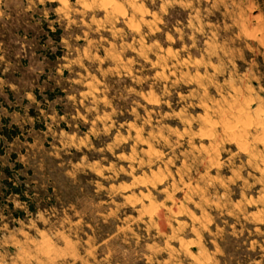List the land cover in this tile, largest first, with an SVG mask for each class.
Here are the masks:
<instances>
[{
	"label": "rangeland",
	"instance_id": "1",
	"mask_svg": "<svg viewBox=\"0 0 264 264\" xmlns=\"http://www.w3.org/2000/svg\"><path fill=\"white\" fill-rule=\"evenodd\" d=\"M0 70V264H264V0H0Z\"/></svg>",
	"mask_w": 264,
	"mask_h": 264
},
{
	"label": "bare ground",
	"instance_id": "2",
	"mask_svg": "<svg viewBox=\"0 0 264 264\" xmlns=\"http://www.w3.org/2000/svg\"><path fill=\"white\" fill-rule=\"evenodd\" d=\"M246 113H247V112L242 113L241 115L239 114L238 117H241V116L244 115V116H245V119H246V117H248V116H247L248 113H247V114H246ZM236 118H237V117H236ZM240 119H241V118H240ZM240 119H239V120H240ZM241 120H242V119H241ZM256 120H257V119H256ZM256 120H255V121H256ZM250 121H251V120H250ZM250 121H249V122H250ZM241 122H242V121H241ZM244 122H245V121H243V122L241 123V124H242V126H241V130H243L244 128H246V126L244 125ZM246 122L249 123L247 120H246ZM239 124H240V123H239ZM241 124H240V125H241ZM261 124H262V123H261ZM238 126H239V125H238ZM238 126H237V128H238ZM244 126H245V127H244ZM227 127H228V126H227ZM232 127H233V125H232ZM232 127L229 126V127H228V131L230 132V134L235 135V134H236V131H238V130L235 131L234 128H232ZM243 127H244V128H243ZM260 128H261L262 133H263V135L261 134V135H262L261 137L263 138V142H264V125H261ZM246 131H247V130H246ZM239 132H240V131H239ZM241 132H242V131H241ZM258 132H259V131H258ZM240 138H241V137H240ZM260 139H261V138H260ZM187 246H188V245H187Z\"/></svg>",
	"mask_w": 264,
	"mask_h": 264
},
{
	"label": "crops",
	"instance_id": "3",
	"mask_svg": "<svg viewBox=\"0 0 264 264\" xmlns=\"http://www.w3.org/2000/svg\"><path fill=\"white\" fill-rule=\"evenodd\" d=\"M1 73H2V70H0V74ZM1 133H3L6 138H11L12 137V131L10 130V128H7V129L5 128V130H3Z\"/></svg>",
	"mask_w": 264,
	"mask_h": 264
},
{
	"label": "trees",
	"instance_id": "4",
	"mask_svg": "<svg viewBox=\"0 0 264 264\" xmlns=\"http://www.w3.org/2000/svg\"><path fill=\"white\" fill-rule=\"evenodd\" d=\"M21 185H22V184H21ZM15 190H16L17 192H20V193H21V187L16 186ZM32 207H33V206H32Z\"/></svg>",
	"mask_w": 264,
	"mask_h": 264
}]
</instances>
